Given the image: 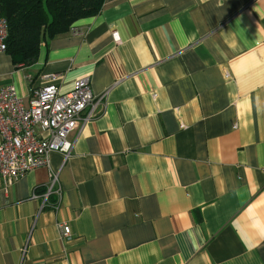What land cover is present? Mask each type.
Wrapping results in <instances>:
<instances>
[{
  "label": "crops",
  "instance_id": "1",
  "mask_svg": "<svg viewBox=\"0 0 264 264\" xmlns=\"http://www.w3.org/2000/svg\"><path fill=\"white\" fill-rule=\"evenodd\" d=\"M52 72L106 94L0 192V264H264V0H104L33 64L0 53L23 100Z\"/></svg>",
  "mask_w": 264,
  "mask_h": 264
},
{
  "label": "built area",
  "instance_id": "2",
  "mask_svg": "<svg viewBox=\"0 0 264 264\" xmlns=\"http://www.w3.org/2000/svg\"><path fill=\"white\" fill-rule=\"evenodd\" d=\"M7 21L0 16V53L6 52ZM113 41L119 40L112 31ZM57 73L42 76L44 84L32 88L26 100L13 84L0 85V192L9 188L26 172L48 165L52 151L67 157L72 150L69 134L78 123L84 125L97 115L106 92L96 95L88 77L77 79L71 90L60 91ZM44 199L59 194L57 174H50ZM45 202V201H44ZM53 208L57 203L51 204ZM60 238L71 241L67 223L57 224Z\"/></svg>",
  "mask_w": 264,
  "mask_h": 264
},
{
  "label": "trees",
  "instance_id": "3",
  "mask_svg": "<svg viewBox=\"0 0 264 264\" xmlns=\"http://www.w3.org/2000/svg\"><path fill=\"white\" fill-rule=\"evenodd\" d=\"M104 0H0L7 21L6 53L15 66L33 64L42 43L68 32L79 19L96 15Z\"/></svg>",
  "mask_w": 264,
  "mask_h": 264
}]
</instances>
